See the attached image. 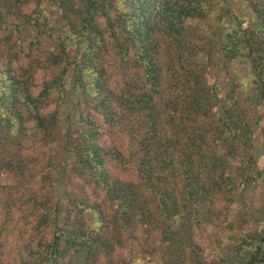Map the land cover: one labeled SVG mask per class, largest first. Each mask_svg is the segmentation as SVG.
I'll list each match as a JSON object with an SVG mask.
<instances>
[{"label": "trees", "instance_id": "1", "mask_svg": "<svg viewBox=\"0 0 264 264\" xmlns=\"http://www.w3.org/2000/svg\"><path fill=\"white\" fill-rule=\"evenodd\" d=\"M242 1L252 19L215 0H0V264H264V221L231 255L196 241L264 186V0Z\"/></svg>", "mask_w": 264, "mask_h": 264}, {"label": "rangeland", "instance_id": "2", "mask_svg": "<svg viewBox=\"0 0 264 264\" xmlns=\"http://www.w3.org/2000/svg\"><path fill=\"white\" fill-rule=\"evenodd\" d=\"M225 3L231 7L234 13L236 12L244 15L247 19H252L251 13L242 0H215V5H224ZM226 20L223 21V25ZM216 26L217 19L215 17H210L199 25L203 32L209 34L216 29ZM229 72L230 76L236 78L239 82H248L246 64L237 62L230 66ZM230 76L227 75V72L220 73V83L225 84L226 79L230 78ZM43 80L44 76L41 73L36 76L35 84L37 88ZM255 139L257 149H260L257 158L258 167L264 170V143L259 133H256ZM235 200L236 202L233 205L226 202L222 203L216 210L214 217L209 221L210 223L201 226L196 231V241L204 249L205 256L209 260L231 255L232 245L237 242L240 235L253 230L255 225H259L264 221L263 185L247 189ZM225 207H228V210ZM134 258H138V255H133L129 251L122 252L117 257V262L130 263L133 262Z\"/></svg>", "mask_w": 264, "mask_h": 264}]
</instances>
